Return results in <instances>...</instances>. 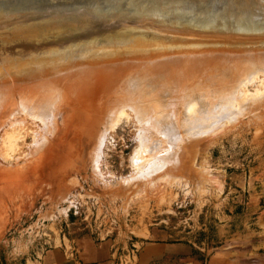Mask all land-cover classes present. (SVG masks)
<instances>
[{
  "label": "rangeland",
  "instance_id": "obj_1",
  "mask_svg": "<svg viewBox=\"0 0 264 264\" xmlns=\"http://www.w3.org/2000/svg\"><path fill=\"white\" fill-rule=\"evenodd\" d=\"M58 1L0 17L11 27L0 32L21 38L16 48L0 35V264H171L164 245L176 243L199 264H264L263 40H165L122 24L131 29L18 54L56 34L103 36L125 15L264 35V0ZM71 1L108 26L80 25V12L64 9ZM222 66L238 73L214 72ZM131 101L148 104L152 155H140L136 124L146 107L129 109ZM202 104L218 108L203 113ZM167 122L172 129H159Z\"/></svg>",
  "mask_w": 264,
  "mask_h": 264
},
{
  "label": "bare ground",
  "instance_id": "obj_2",
  "mask_svg": "<svg viewBox=\"0 0 264 264\" xmlns=\"http://www.w3.org/2000/svg\"><path fill=\"white\" fill-rule=\"evenodd\" d=\"M53 1L57 2L58 4L61 3V1H58V0H7L5 3H3V5H0V15H1L0 17L9 15V14L15 13V12L18 13V12L24 11V10L26 12L27 9H28V6H30L33 9H37V10H39V9H46V8H52L53 5H54L53 3H55ZM141 1L145 2L144 0H141ZM73 2L71 1V4ZM149 2L151 3L153 1H149ZM68 3H70V2H68ZM253 3H255L256 6H257V3L258 2H257V0H254ZM154 4L155 3H153V5ZM57 6H59V5H57ZM220 6H221V4H220ZM54 7H56V6H54ZM66 8H75V9H77L80 12V15L81 16L78 18L79 19L78 20V23L80 25H83V27H84L85 24L87 26V23L93 24L92 25L93 27H99L101 25L103 27H107L108 26L107 20L104 19V18H102L105 15H102V14L99 15L96 12H92V11L89 12L86 7H82L81 5H73L72 4L70 7H64V9H66ZM2 11H4L5 14L2 13ZM7 12L9 14H7ZM69 13L73 14V12H69ZM39 15L43 17V15H41V14H39ZM97 16H99V17L102 18V23H99V19L96 18ZM11 17H12L11 18L12 20H14L16 22H19V23H21L23 21H27L30 18L38 19V21H41L42 20L41 19L42 17L27 16V15H25L24 17H21V15H12ZM167 18H169V17H167ZM20 19H22V21ZM52 19H54L55 22H56V18L55 17L54 18L52 17ZM167 22L168 21L161 20V19H159L156 16H153L151 14L150 15H125L124 17L115 19L113 21V25H114L115 28L109 29L108 31H105L103 33V36H98V37L92 38L90 40H86V39H89L90 37H86V36L85 37H83V36L80 37V35L78 37H71L70 33L56 34V35H52V36H50V37H48L46 39L41 40V43H37L36 45L27 44L26 45L27 48H24L23 47L22 50H21L22 52H20L18 54L19 55H22L24 57L26 55L35 54V53H38L37 55H39V53L41 54V52L48 51V49H53V50L54 49H57L58 51H61V50H65V49H68V48H73L76 45L88 44V43H92V41H98V40H101V39H106V36H112V37H114V36H117V34L125 31L126 29H131V28L124 29L125 27H123L121 29H118L119 27L122 26V24H125L126 26H132V29L137 30V31H141L142 29H144V30H147L148 29L149 30L148 31V34H154V35L157 36V38H159V39H165V40H177V39H184V38H186L185 41H221V42H223V41H230L231 42L232 41V42H235V41L239 40V38H240V39L246 40V41H249V40H253V41L263 40L264 41V35H260V34H251V33H245V34H241V33H226V32H219V31L209 30L208 27L205 28V29L204 28H195L193 26L190 27V26L185 25V24H179L177 22H174L171 18H169V22L170 23H167ZM4 26L5 25L0 24V31L3 30V29H4V31H8L11 28L10 25H8V24H6V27H4ZM82 29L79 30V31H76L75 32V35L80 34L81 31H82ZM260 31H262V30H260ZM261 33L264 34L263 31ZM0 35L5 36V37H8V38L12 37L13 39L12 38L11 39L13 41H11L10 44H7V45H12L14 47H16V45H17V44H15L16 40L17 39L18 40L21 39L18 36H13V35L12 36H8L7 34L1 33V32H0ZM67 35H70V36H67ZM252 35H254V36H252ZM72 36H74V35H72ZM250 36H252V38ZM54 37L57 38V40L60 37H63V38H65V40H62L59 44H56L53 41V38ZM43 38H45V36ZM82 38H86V39H82ZM40 39H42V37ZM30 42H32V41H30ZM93 43H95V42H93ZM18 46H22V44L21 45H18ZM16 48H19V47H16ZM0 49H3V48L0 47ZM12 49H14V48H12ZM5 52H7V51L4 49L3 50V53H5ZM9 54H11L12 56L13 55H17V53H9ZM170 66H172V65H169V67H166V69L170 68ZM222 67H223L222 69H221V67L220 68L214 67L213 70H214L215 73H220L221 76H222V74H226V73L231 74V75H233L235 73H238V72H235L234 73V71H230V70L227 71V68H224L225 66H222ZM171 68H173V67H171ZM248 70H253V68H250ZM157 71H161V70H153V71L151 70L150 72L151 73H157ZM255 73H257V72H255ZM102 74L104 76H110L111 75V72L105 71V72H102ZM140 79L141 78H139L138 80H140ZM237 80H239V79H236L235 81H237ZM231 86H233V84H231ZM190 88L191 89H194V88H196V85L195 84H193V85L191 84V87ZM151 91H152V87H148L146 89V91L143 88V91H141L140 94L142 96L145 95L143 97H148V96L151 95V94H149V93H151ZM231 92H233V90L231 88L229 89V91L228 90H225V93L226 94H229L228 95V98L226 100V103L224 102V104H226V105L220 103L221 105H224L222 107L225 108V110L228 109L227 106L230 107L234 103V100H233L232 96L230 97ZM125 96L127 98L129 97L127 95H125ZM154 103H155V106L156 107L153 108V113L156 115V119L153 118L152 122L154 123L155 126H158L160 124V122H161L160 121L161 120L160 119L161 116H159V112H161L162 109H161L160 106L157 105V104H159V102H154ZM146 105H148V104L140 105V104H138L135 101H131L130 103H127L126 104V107H128L129 109L131 108L133 110H135V109H141L143 106L146 107V111H144L140 115L136 116V121H137L136 124H137V127H138V129L136 128L137 131L138 130L141 131L142 128L145 127L146 124L144 123L145 122V119L144 118H147L151 114V113H148L147 115H145V113L149 111L148 110L149 107L146 106ZM132 107H134V108H132ZM202 107L205 110V111H203V113L204 112L207 113L208 111L213 110L214 108H218L217 105H215L214 107L210 108L211 107L210 104L209 105L208 104H205V105L202 104ZM34 112H36V109L35 108H34ZM105 112L108 113L109 111L105 109V110H103V113H105ZM228 114H231V112H229ZM42 116H45V114L43 113ZM225 116L228 117L229 115H225ZM103 120L104 119L101 120V124H102ZM177 120L178 119H176L175 121H177ZM203 120L204 119L199 118V119H197L194 122H196V125L200 123L199 126H206V125H208V122L202 123ZM186 121H188V118H184V117H182V118H180L178 120V122H180V123H184ZM104 123H105V121H104ZM107 124H108V119H107V122H106L104 128H106V125ZM99 126H95L93 131H98V127ZM157 128H159V127H157ZM163 128L172 129V127L170 126V124L168 122L165 123L164 126L162 128H159V129H163ZM145 130H142V134H141V135L144 134V137L141 136L140 134H138L139 132H137V134L140 136L141 139L143 137V140L142 141L148 139V137L145 135V133H146ZM143 132H145V133H143ZM101 134H103V133H101ZM138 135H137V139H140V138H138ZM144 138H146V139H144ZM139 141H138V143H140ZM143 144L144 145H142V146H145V148L142 147V148H144V149H142L143 152H141L142 150L140 151V149H137L135 153H137V151H140L141 154L139 152L137 154H140V155L143 156V153L146 152V151H148L150 153V155H152L156 151L159 143L157 144V142L155 143V142L152 141L150 144H148L147 142H145ZM138 146H139L138 148H140L141 147V143ZM142 156L141 157L138 156L137 158L140 160L142 158ZM135 157H134V159H135ZM137 158L135 159L136 161H137ZM136 163H138V161Z\"/></svg>",
  "mask_w": 264,
  "mask_h": 264
},
{
  "label": "crops",
  "instance_id": "obj_3",
  "mask_svg": "<svg viewBox=\"0 0 264 264\" xmlns=\"http://www.w3.org/2000/svg\"><path fill=\"white\" fill-rule=\"evenodd\" d=\"M164 246L166 250L165 254L169 256V259H164V261L170 262L171 264H199L193 257L189 255V253L187 254L179 253L178 251L179 249L185 250L186 248H188L187 246L178 243L168 244V245L165 244ZM168 250L172 251L170 255L167 252ZM159 257L160 256H158L157 258Z\"/></svg>",
  "mask_w": 264,
  "mask_h": 264
}]
</instances>
